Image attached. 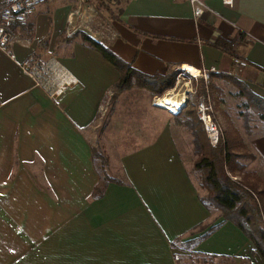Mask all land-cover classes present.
Returning a JSON list of instances; mask_svg holds the SVG:
<instances>
[{
  "label": "crops",
  "instance_id": "crops-1",
  "mask_svg": "<svg viewBox=\"0 0 264 264\" xmlns=\"http://www.w3.org/2000/svg\"><path fill=\"white\" fill-rule=\"evenodd\" d=\"M71 1L56 8L52 19L48 11L34 12V9L27 21L19 24L16 34L19 28H28L30 34L25 38L27 43L15 40L12 43L16 60L0 50L17 69L18 77L25 80L20 84L19 78L6 75L0 64V113L5 121L10 120L12 114L16 116L13 104L36 107L37 115L33 119L27 117L23 108L16 112L20 111L19 114L29 120V130L40 137L35 142L39 152L43 147V152L51 148L53 153L67 150L72 154L69 159H65L62 152L60 158L54 155L52 164L48 165L59 168L58 174H52V184L64 185L62 189L68 193L67 208L53 212L59 223L54 224L53 238L32 243L33 252L29 251L28 239H13L14 233L20 231L13 224V216L21 215L22 210L19 213L12 205H7L10 203L1 204L2 200H12L13 196L28 199V193L20 190L11 195L2 190L7 187H0V264H178L177 253L183 251L172 248L171 241L202 234L200 231L199 235L192 233L184 237L195 226L209 220L211 212L198 199V190L178 153L170 127L161 129L153 139L148 133L143 144L130 146L115 159L110 158L104 147L109 172L122 183L109 182L100 197L92 195L99 176L92 163V143L89 144L80 129L97 118L93 108L100 98L99 93L118 71L98 50L62 31L68 6L78 0ZM86 1L100 13L95 0ZM117 1L121 3L116 4L114 17L100 13L115 32L114 37L104 41L132 66L147 73H164L168 66L175 69L185 65L196 71L210 65L216 67L215 72L238 70L248 87L264 98V0H233L232 5L222 0H205L208 9L197 18L192 14L189 0ZM56 10L60 14L55 15ZM240 30L245 36L236 51L246 65L237 68L233 62V57L237 56L212 42L218 37L234 38ZM40 37L41 40L48 37L51 41L48 44L59 40V47L65 53L56 56L77 79L56 99L36 87L17 64V60L36 50ZM62 111L72 121L71 127L64 121L67 118ZM43 118H52L53 123L47 119L46 124ZM243 144L254 154L261 169L260 177L264 179V131L247 136L239 143ZM235 163L238 164L239 159ZM22 214L27 215V210ZM60 215L67 216L63 223ZM219 222L218 228L193 250L218 256H243L251 259L250 264H264L259 255H251L253 243L233 223L219 217L214 225Z\"/></svg>",
  "mask_w": 264,
  "mask_h": 264
},
{
  "label": "rangeland",
  "instance_id": "rangeland-1",
  "mask_svg": "<svg viewBox=\"0 0 264 264\" xmlns=\"http://www.w3.org/2000/svg\"><path fill=\"white\" fill-rule=\"evenodd\" d=\"M71 2L73 1L45 0L42 4L36 6L34 12L39 9L45 10L48 11V15L51 16L56 8L65 6ZM119 2L120 1L117 0H109V5L114 11H116V4H119ZM68 7L69 10L65 15V26L62 29V31L66 33L73 28L78 19L77 15L73 14V25L71 26L70 23L67 22V15L70 11H74L77 8L81 9L80 0ZM98 10L102 15L106 17L107 15L110 16L106 10L101 8H98ZM54 14L58 15L60 14V11L56 10ZM40 22H42V20ZM18 30L19 32L15 41L20 44L27 43L25 38L30 34V30L28 28H19ZM83 30V28L76 29L71 33L73 38L83 41L81 38V31ZM45 38L47 39L41 40L40 37L37 41V48L34 52H47V54L54 55L65 53L63 49L59 47V40L55 43L48 44V42L51 41H48V37ZM44 44H46V46H44ZM84 45L87 44L84 42ZM15 48L18 50L19 47L16 45ZM7 59L8 57L1 52L0 64L5 68L6 75H11L13 78H19L18 80L20 84H24V78L20 75V77H18L17 69ZM175 69L178 71L175 75L173 87L166 90L160 96H153L149 91L143 88L132 87L128 90L119 92L115 99H113L112 87L119 74L114 78H109L108 85L101 89V92L99 93L100 98L95 102L93 108L97 118L92 121L90 125L80 129L82 135L89 144L97 143L103 149L104 153V147H106L110 158L115 159L124 151L128 150L130 146L138 145V143L143 144L149 136L150 139H153L155 134H159L161 129L163 130L166 127H170L172 130V139L177 147L178 153L188 169L190 177L198 190V194L202 195L205 194L206 191L200 186L199 174L193 168L195 155L193 153L191 133L183 124L182 119L179 120L174 118V115L178 112H169L162 107L159 100L167 92L172 90L174 92L169 96H174L177 93H182V96L184 95L183 104L178 111L183 107H185V110L189 109L196 111L197 100L200 96H203L210 104L212 114L215 115V119L213 116L212 117L217 125L219 133L223 132V134H226L229 138L233 139V150L240 156L237 158L239 159L237 165L240 164L238 166L240 171L236 170L233 174H235L238 179H248L257 182V187L264 188V179H261L260 177L261 169L259 163L254 159V154L250 152L247 144L239 145L240 142H244V139L247 136L243 135L241 120L235 115L237 109H240L238 103L241 102V99L232 93L235 90L234 85L225 79H216L209 76L208 82L205 83L209 84L210 80L211 83L209 84L208 93L205 97L204 95H198L197 93L201 79L200 76H193L187 70L180 67ZM109 72H112L111 69H109ZM234 72L238 74L239 71L236 70ZM210 85H212V87H210ZM39 94L41 97L45 98L41 92ZM12 106L13 112L16 113V116H13L12 114L10 120L5 121L4 115L0 113V180L2 182L0 183V187H7L1 189L10 192L11 195L15 194L17 191L20 192V190H22L23 193L27 192L28 199L23 198L22 200H19L13 196L12 200H2L1 204L4 205L10 203L7 205H12L13 210L18 211L19 213L21 210L23 213L27 210V215H24L21 212V215L18 214L13 216V224L20 229V231L14 233L13 239H28L30 244L29 251L33 252L35 249L34 247H31L32 243L42 240L48 241L53 238L54 224H59L58 219L55 218L53 212L59 211L60 208H67L68 193L62 189L65 188L64 185H60V188L58 185L52 184V174L54 172L58 174L59 168L55 169L48 167V165L52 164L51 160L54 155H56L55 158H60L62 152L64 158L69 159L70 156L72 157V154L67 150L53 153L51 152V148L45 149L48 150V152H43V147H41V151L39 152L35 142L39 141L40 137L29 130L31 127L29 120L25 119V116H21L19 114L20 111L16 112L19 108H23L22 111L27 113V117L33 119L37 115L36 107H23V104H17L16 106L13 104ZM15 108L18 109L15 110ZM3 111L4 109H2L1 112ZM30 112L33 115H31ZM62 113H64L67 118V120L64 121L69 127H71L72 121L64 111H62ZM182 116L185 118L184 114H182ZM47 119L53 123L52 118ZM47 119L43 118L46 124H48ZM251 125L253 126V133L264 131V123L262 122L251 121ZM148 133L150 134L149 136L147 135ZM66 137L70 138L69 136ZM235 144H238V146L235 147ZM47 156L50 157L47 158ZM252 156H254V158H252ZM57 163H59V161H57ZM243 172L245 174H243ZM258 180H263V183L260 185ZM260 199L264 204V194L260 196ZM217 218H219L217 217V212L214 210L211 211V217L209 220L195 226L192 231L184 237L189 236L191 233H198L199 235V228H202V233L205 232L214 225ZM66 219L67 216L60 215L61 223ZM235 229L237 230V228ZM182 240L183 239H181V241ZM199 253L200 254L191 253L190 255L189 253L182 252L177 253V255L188 256V258L184 260L182 258L184 264H250L251 262L250 258H245L243 256L235 258L230 256ZM203 254L211 256V258L206 257L204 258L206 261L203 262V259L201 258Z\"/></svg>",
  "mask_w": 264,
  "mask_h": 264
},
{
  "label": "trees",
  "instance_id": "trees-1",
  "mask_svg": "<svg viewBox=\"0 0 264 264\" xmlns=\"http://www.w3.org/2000/svg\"><path fill=\"white\" fill-rule=\"evenodd\" d=\"M96 2L98 8L106 10L112 17L115 16V11L109 5V0H96ZM244 36L245 34L240 30L234 38L225 39L218 37L212 43L231 55L240 57L236 47L244 39ZM81 38L88 46L98 50L118 71L119 76L112 87L113 99L119 92L132 87L143 88L153 96H160L173 87L177 69L168 66L164 73H147L137 69L129 61L118 56L109 48L106 41L96 39L85 31H81ZM246 41L248 42V40ZM210 77L225 79L234 85L235 90L232 93L241 99V102L238 103L240 109H237L235 115L241 120L243 133L246 136L252 135L253 126L251 121L264 123V98L253 92L246 82L239 77V74L234 71H212L210 72ZM209 84L205 83L204 79L201 78L197 89L198 95L206 97ZM182 114H184L185 118ZM212 116L215 119V115L212 114ZM174 118L182 119L183 124L192 136L193 153L195 155L193 168L199 174L200 186L206 191L205 194H198V199L210 212L216 211L217 217H222V221L233 223L253 243L252 255H259L264 260V204L260 199V196L264 194V188L257 187V182L248 179H238L233 174L236 170L240 171L238 167L240 164L237 165L235 163V160L240 156L233 150V139L220 132L217 143L211 145L203 124L194 110H185V107H183L174 115ZM90 146L93 167L99 176V182L95 185L92 194L97 198L102 195L105 186L109 182L121 184L122 181L109 174V160L103 149L97 143H92ZM243 174L245 173L243 172ZM258 181L260 185L263 183V180ZM219 225L220 222L195 238L182 241L180 238H175L170 245L172 248L180 249L190 255L191 253L200 254L194 251L193 248L218 228ZM201 229L199 228L198 230L201 231ZM206 257L211 258V256L203 254L201 256L203 262L206 261L204 260ZM182 258L184 260L188 256L177 255L178 264H184Z\"/></svg>",
  "mask_w": 264,
  "mask_h": 264
},
{
  "label": "built area",
  "instance_id": "built-area-1",
  "mask_svg": "<svg viewBox=\"0 0 264 264\" xmlns=\"http://www.w3.org/2000/svg\"><path fill=\"white\" fill-rule=\"evenodd\" d=\"M44 1L0 0V50L11 60H16V54L12 49V43L17 37L16 29L19 24H24L28 15ZM189 2L192 5V14L196 18L200 17L208 9L205 0H189ZM222 2L228 5L233 4V0H222ZM80 7L81 9L77 8L74 11H70L67 15V22L71 26L73 25L72 15L76 14L78 18L73 28L68 30L67 35L78 28H83V31L96 39L107 40L115 36L110 22L96 12V9L88 1L80 0ZM233 62L237 68H242L246 65V61L240 57H233ZM17 64L20 71L30 77L34 85L52 99L62 95L77 81L61 59L53 54L43 55L30 52L17 60ZM197 70L198 74L193 76H200L205 82H208L210 72L217 71L214 65L198 68ZM196 113L203 124L208 141L211 145H215L219 131L212 117L211 106L203 96H200L197 100Z\"/></svg>",
  "mask_w": 264,
  "mask_h": 264
},
{
  "label": "bare ground",
  "instance_id": "bare-ground-1",
  "mask_svg": "<svg viewBox=\"0 0 264 264\" xmlns=\"http://www.w3.org/2000/svg\"><path fill=\"white\" fill-rule=\"evenodd\" d=\"M192 75L198 74V71L194 69L193 67H190L188 65H185L184 68ZM174 91L167 92L160 100L159 103L167 109L171 113H176L181 105L183 104L184 95L182 96V93H177L174 96H169ZM182 92V91H181Z\"/></svg>",
  "mask_w": 264,
  "mask_h": 264
},
{
  "label": "water",
  "instance_id": "water-1",
  "mask_svg": "<svg viewBox=\"0 0 264 264\" xmlns=\"http://www.w3.org/2000/svg\"><path fill=\"white\" fill-rule=\"evenodd\" d=\"M177 112H179V111H177Z\"/></svg>",
  "mask_w": 264,
  "mask_h": 264
}]
</instances>
